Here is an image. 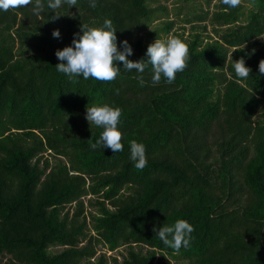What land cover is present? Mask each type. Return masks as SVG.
<instances>
[{
	"label": "trees",
	"instance_id": "trees-1",
	"mask_svg": "<svg viewBox=\"0 0 264 264\" xmlns=\"http://www.w3.org/2000/svg\"><path fill=\"white\" fill-rule=\"evenodd\" d=\"M33 14V4L0 10V256L4 264H264V0L246 9L222 0L187 23L209 19L215 37L191 27L183 72L153 86L151 65L141 74L118 62L114 81L77 82L56 70L55 52L72 44L81 23L110 19L117 47L146 59L139 35L164 5L156 0H77ZM207 4L211 0H205ZM174 21L150 30L169 33ZM59 29L60 38L53 37ZM78 38V37H77ZM206 39V40H205ZM257 43L261 47L257 46ZM253 49L255 51L253 52ZM251 68L239 78L233 60ZM146 81L140 86L138 77ZM117 89L119 93L117 94ZM121 109V152L92 150L102 128L86 120V105ZM146 148L147 165L134 167L130 141ZM56 158L51 165L42 153ZM89 212H85L84 196ZM76 208L70 215L65 206ZM88 216L89 221L86 220ZM183 219L194 227L188 248L165 246L154 226ZM92 231L93 233H89ZM121 261L97 255L96 245ZM138 246L136 250L133 247ZM50 246H64L56 253Z\"/></svg>",
	"mask_w": 264,
	"mask_h": 264
},
{
	"label": "clouds",
	"instance_id": "clouds-1",
	"mask_svg": "<svg viewBox=\"0 0 264 264\" xmlns=\"http://www.w3.org/2000/svg\"><path fill=\"white\" fill-rule=\"evenodd\" d=\"M62 3L72 7L77 4V0H47V7L55 14L52 15L51 20L59 18L60 15L56 14V9ZM222 3L236 8L241 4V0H222ZM32 4L33 0H0V10L7 12L9 9H19ZM89 5L95 8V0H89ZM44 7L42 0H35L33 14L39 15ZM116 31L110 19H105L98 27L81 23L80 32L74 34L72 44L56 50L55 55L59 61L55 65L56 70L74 83L80 76L85 80L91 77L98 81H114L119 72L118 62H122L125 70H136L141 74L151 65L152 84L155 86L162 77L168 84H172L176 74L186 69L189 49L180 38L169 37L166 41L155 39L147 47L145 53L147 58L133 61L128 59L133 54V49L127 39L121 42V49H118ZM52 35L60 38L61 33L59 29H54ZM232 66L239 78H247L250 75L251 68L246 66L243 57L233 60ZM259 73L264 74V59L259 62ZM135 78L138 79L140 86L145 85L146 81L142 75ZM120 117V108H114L108 104L86 105L85 118L89 125L94 124L103 129L95 143L89 142L92 150L103 148L111 149L113 153L123 151L121 131L117 127ZM129 143L130 159L134 162V167L143 170L147 165L145 146L134 139ZM194 230L193 225L183 219L177 220L173 225L165 224L153 228L159 240L175 251H179L182 246L184 248L190 246L191 233Z\"/></svg>",
	"mask_w": 264,
	"mask_h": 264
},
{
	"label": "rangeland",
	"instance_id": "rangeland-1",
	"mask_svg": "<svg viewBox=\"0 0 264 264\" xmlns=\"http://www.w3.org/2000/svg\"><path fill=\"white\" fill-rule=\"evenodd\" d=\"M220 1L221 0H211V2L207 4L205 0H156L157 3H155L154 5H157V4L164 5L165 11L164 13L159 14L160 17L154 20L152 23H150L146 27V29H144V31H141L139 33V35L142 37L143 44L149 45L150 43L154 42L155 39L166 41L169 37H172V33L174 31L183 32L184 33L183 36L187 37L189 36L191 32L192 26H196V27L198 26L197 29L201 30L203 23H205V28H206V30L202 31L204 38L207 36L206 34H208V36L215 37L212 32V25L209 19L202 23H199V22L187 23L186 19L191 15L189 14V16H187V13H189L190 11L191 12L192 11L202 12L203 10H206V9H209L210 11H212L215 9V6L219 4ZM241 4L245 8V10L251 7L250 0H241ZM167 20L174 21V26L171 29V31L167 34L159 33V38L149 39L147 35L149 31L153 29H157L158 27H160V23L165 22ZM257 41L263 42L264 44V35L257 38ZM257 46L261 47L259 43H257ZM42 155L43 156L41 160L43 161L45 158H47L49 161V164L51 165L56 160V158L49 153V150L42 153ZM89 198H93L92 195L88 194L84 196V205H85L86 213L90 211V207L87 203ZM75 208H76V204L73 202L71 204L66 205L64 211L68 210L71 215L73 211L75 210ZM86 220L89 221L88 216L86 217ZM89 233H93V232L89 231ZM133 247L136 250L139 249V247L135 246L134 244H133ZM63 248L64 246H50L49 251L52 253H56L62 250ZM127 248H128L127 245H122L118 247L117 249H115L114 251H110V250H107V248H105V246H103L102 244L96 245L97 255L99 253H105L107 257L116 256L119 261H121L123 259V256L126 255ZM7 259H8V255L0 256V264H4L7 261ZM166 260L169 262L168 264H176L175 260L172 258H169V256H166Z\"/></svg>",
	"mask_w": 264,
	"mask_h": 264
}]
</instances>
